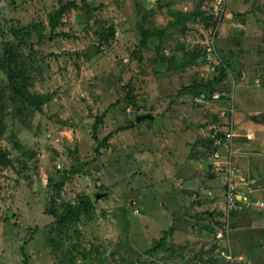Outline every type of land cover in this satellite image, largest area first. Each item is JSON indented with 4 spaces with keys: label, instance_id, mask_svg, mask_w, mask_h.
Listing matches in <instances>:
<instances>
[{
    "label": "rangeland",
    "instance_id": "obj_1",
    "mask_svg": "<svg viewBox=\"0 0 264 264\" xmlns=\"http://www.w3.org/2000/svg\"><path fill=\"white\" fill-rule=\"evenodd\" d=\"M65 2L77 8L67 10L44 38L35 32L28 38L32 46L28 54L37 59V78L42 79L31 91L48 95L49 101L31 116L29 127L8 114L4 117L0 146L14 167L0 171V264H23L22 246L29 264H205L223 200L221 179L207 176L201 139L205 121L219 106H195L193 90L211 82L214 70L201 59L180 68L174 65L197 46L203 52L207 33L215 32L228 68L223 81L208 87L233 96L240 132L233 162L255 180L264 177V124L248 118L264 113V0H248L250 11L245 13L253 14L249 18L256 26L242 13L232 15V21L226 17L217 21L212 15L215 24L209 28L195 18L186 23L188 31L183 34L177 27L171 29L157 42L159 50L171 57L168 62L156 56V32L174 11L208 14L211 2ZM57 7V0H0V26H6L5 21L48 25ZM140 24L154 36L142 48ZM108 27L114 28L113 36L101 33ZM4 39L0 36V44ZM21 50L27 53L29 48ZM134 113L148 117L136 122ZM98 116L102 117L98 139L115 133L94 159L92 127ZM17 144L30 152L20 154ZM80 163L81 171L65 179L56 214L46 213L53 184L63 179L64 170ZM249 195L264 201V186L251 189ZM81 202L87 213L69 224L62 241L49 243L57 213L76 210ZM207 211L215 213L209 216ZM169 228L164 248L150 253ZM218 242L227 247L226 241ZM229 246L236 257L264 264V207L241 208L235 214ZM83 249H90L86 259Z\"/></svg>",
    "mask_w": 264,
    "mask_h": 264
},
{
    "label": "trees",
    "instance_id": "obj_2",
    "mask_svg": "<svg viewBox=\"0 0 264 264\" xmlns=\"http://www.w3.org/2000/svg\"><path fill=\"white\" fill-rule=\"evenodd\" d=\"M58 7L54 10V12L49 16L48 25L42 23H29L25 25H18L16 23H8L5 21L6 26H0V36L5 38L0 46L2 48V53L0 54V71L3 75V79L0 81V140L5 134V123L4 117L8 114L10 118L17 122H21L24 126L29 127V123L31 121V116L35 112L41 111L42 106L49 101V96L42 93H35L31 91L34 83L36 81H40L42 79H38V61L31 53L28 54L32 50V46L30 45L28 38L29 36L35 32L39 38H44L46 32H53L60 20L62 19L65 12L71 8L76 9L77 5L73 2H65V0H57ZM211 2V0H206ZM175 13L172 15L171 19H168L164 28L160 29L157 33V38L154 41V46L156 47L157 54L160 59L168 60L171 58L169 55H165L163 51L159 50V39L168 35L171 29L177 27L179 28L180 32L185 33L188 31L187 22H193L195 18L202 20L203 26L205 28H209L210 25H214L213 23V16L211 14H206L202 10L196 11H174ZM11 21V20H10ZM49 27V30L47 28ZM141 32H140V39H139V47H146L148 45V40L153 36L150 32L149 27L144 26V24H140ZM114 28L108 27L107 30L103 29V35H114ZM52 38V35L48 36ZM154 37V36H153ZM152 37V38H153ZM10 38V39H9ZM160 42V41H159ZM181 46V45H180ZM28 47L29 50L27 53H24L23 50ZM181 51L184 52V55H187L188 51L185 49V46L179 47ZM187 53V54H186ZM190 55V56H189ZM189 57L185 58L181 63H176L174 65L175 68H180L186 65H193L198 59L204 60V54L202 52V48L197 46V49L190 51L188 54ZM169 67L172 65L169 64ZM228 65L222 59L221 63L216 65L214 70V76L211 78V82H207V84L203 85V88H196L194 87L193 93L195 96L199 95H212L214 94L215 90L209 89L208 83H216L223 81L226 78ZM40 76V75H39ZM41 78V76H40ZM185 90L190 89L189 87H185ZM131 91L128 92L130 94ZM227 95H229L227 91ZM127 98L130 97L127 95ZM224 98V97H221ZM131 100V99H130ZM196 106L197 104L194 103ZM201 105V104H198ZM102 117H96L95 123L92 127V138L96 141V146L94 147L95 158L99 156L100 150L102 148H107L109 146L108 140L113 136L115 132H110L106 136H104L101 140L97 137V129L98 125L101 123ZM134 123V120L133 122ZM201 143L203 145L202 153L205 154L206 150H209L211 147L209 140L203 135L201 139ZM18 151L20 154L29 153L30 151L24 150V147L17 144ZM32 156V154H31ZM19 161V158L16 159ZM20 162V161H19ZM84 163H80L70 167L67 170L63 171V179L59 180L58 182L54 183L51 187L53 189V193L50 194V197L47 201V208L45 210L48 214H56V207H57V200L61 196V191L65 179L69 176L77 174L81 171V166ZM14 161L9 156V153L4 147L0 146V171L4 168H13ZM24 166L21 165V169ZM208 167V166H207ZM207 172V171H206ZM208 173V172H207ZM208 176V175H207ZM248 175L249 179H253ZM209 177V176H208ZM219 178V177H217ZM256 187L255 184H253ZM263 186V185H262ZM81 213H87V209L85 205L81 202L80 205L77 207L76 210L67 211L65 210L64 213L59 214L57 213V217L55 218V222L51 227L52 232H54L53 236L48 237L49 243H53L54 241H62V235L68 229L70 223H74L80 217ZM203 213H206L203 212ZM215 213V211L208 212L207 215L211 216ZM172 231V228L165 230L162 232V237L159 239L157 244L150 250V253L161 251L164 248L165 242ZM34 232V231H32ZM51 232V233H52ZM215 230L212 229L211 236H214ZM212 240V245L208 248L206 255H208L204 261L207 264L210 261L209 251L214 246L215 241ZM21 254H22V261L23 264H29V255L26 253L24 246L21 247ZM81 253L83 257L86 259L90 254L89 250H82ZM104 256V255H103Z\"/></svg>",
    "mask_w": 264,
    "mask_h": 264
},
{
    "label": "built area",
    "instance_id": "obj_3",
    "mask_svg": "<svg viewBox=\"0 0 264 264\" xmlns=\"http://www.w3.org/2000/svg\"><path fill=\"white\" fill-rule=\"evenodd\" d=\"M151 1V0H150ZM209 14L213 15L217 21L231 19L232 15L228 11V0H211L209 5ZM230 16V17H229ZM229 17V18H228ZM218 25V23L216 24ZM238 27H243L236 24ZM204 60L215 70L216 65L221 63L222 56L218 52L216 46L215 32L207 33L206 38L202 42ZM227 97L226 91L216 92L212 95L194 96V103L208 105L216 101H222ZM229 105L219 106L214 112L213 117L205 121L204 131L205 137L209 140L211 147L205 152V161L208 166V176L221 177L220 192L223 200V207L219 211L220 218L215 220L216 227L213 239L214 246L209 251L210 261L207 264H217V261L226 264H253L249 258L236 257L229 246V232L234 214L238 213L241 208H263L264 201L256 198L252 200L249 195L251 189L257 190L262 186L254 187L255 179H249L248 175L234 164L233 162V145L235 139L239 135V129L235 120V108L233 96L227 97ZM244 137L251 139L250 134H244ZM239 168V169H238ZM253 186V188H251ZM212 198V192L207 191ZM226 241L227 247L218 241Z\"/></svg>",
    "mask_w": 264,
    "mask_h": 264
},
{
    "label": "crops",
    "instance_id": "obj_4",
    "mask_svg": "<svg viewBox=\"0 0 264 264\" xmlns=\"http://www.w3.org/2000/svg\"><path fill=\"white\" fill-rule=\"evenodd\" d=\"M234 1V0H233ZM229 5H230V10L232 11H230V13H231V15H235V14H242V13H245V12H247V11H250V9H248V0H246V1H243V2H236V1H234V2H232V0H229ZM229 11V10H228ZM247 18H248V20H250L251 21V19L249 18L251 15H253V14H251V13H245L244 14ZM230 17V16H229ZM228 17V18H229ZM232 19H234V16H232L231 17V19H229L230 21H232ZM235 20V19H234ZM251 24H253V25H255L256 26V22H253V21H251L250 22ZM179 48V47H178ZM256 112V111H255ZM254 113V112H253ZM254 114H258V113H254ZM238 165V164H237ZM239 166V165H238ZM239 168L243 171V172H245L242 168H241V166H239ZM207 169H208V167H207ZM247 174V173H246ZM248 175V174H247ZM218 179H221V177H219ZM264 186V185H263ZM236 214V213H235ZM235 214H234V216H235ZM238 214V213H237ZM234 218V217H233Z\"/></svg>",
    "mask_w": 264,
    "mask_h": 264
},
{
    "label": "water",
    "instance_id": "obj_5",
    "mask_svg": "<svg viewBox=\"0 0 264 264\" xmlns=\"http://www.w3.org/2000/svg\"><path fill=\"white\" fill-rule=\"evenodd\" d=\"M134 115V120L136 122H140L143 119H146L148 116L146 115H136L135 113ZM249 119H252L253 121L260 123V124H264V113H258V114H250L248 115ZM256 186H262L264 185V177L258 178L256 179L255 183ZM100 197V194H96L95 198L98 199Z\"/></svg>",
    "mask_w": 264,
    "mask_h": 264
},
{
    "label": "clouds",
    "instance_id": "obj_6",
    "mask_svg": "<svg viewBox=\"0 0 264 264\" xmlns=\"http://www.w3.org/2000/svg\"><path fill=\"white\" fill-rule=\"evenodd\" d=\"M241 25V24H240ZM242 29H243V27H241ZM222 90H218V91H215L214 93H216V92H221ZM226 94H227V91H226ZM227 98V97H226ZM226 98H222V101H220V102H218V101H216V102H214V103H216L218 106H223V105H221L222 103L221 102H224V104H225V99Z\"/></svg>",
    "mask_w": 264,
    "mask_h": 264
}]
</instances>
